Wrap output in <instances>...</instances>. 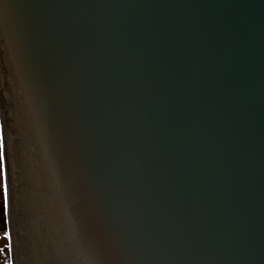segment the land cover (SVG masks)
<instances>
[{"label": "water", "instance_id": "water-1", "mask_svg": "<svg viewBox=\"0 0 264 264\" xmlns=\"http://www.w3.org/2000/svg\"><path fill=\"white\" fill-rule=\"evenodd\" d=\"M13 264H264V0H0Z\"/></svg>", "mask_w": 264, "mask_h": 264}, {"label": "rangeland", "instance_id": "rangeland-1", "mask_svg": "<svg viewBox=\"0 0 264 264\" xmlns=\"http://www.w3.org/2000/svg\"><path fill=\"white\" fill-rule=\"evenodd\" d=\"M0 137H2L0 128ZM5 206V181L2 161H0V204ZM6 211V206H5ZM4 211V213H5ZM11 255V243L8 229L7 216L2 215L0 209V264H13Z\"/></svg>", "mask_w": 264, "mask_h": 264}, {"label": "snow or ice", "instance_id": "snow-or-ice-1", "mask_svg": "<svg viewBox=\"0 0 264 264\" xmlns=\"http://www.w3.org/2000/svg\"><path fill=\"white\" fill-rule=\"evenodd\" d=\"M4 143H3V138L0 137V161L4 159ZM5 206L7 207V187L5 186Z\"/></svg>", "mask_w": 264, "mask_h": 264}, {"label": "trees", "instance_id": "trees-1", "mask_svg": "<svg viewBox=\"0 0 264 264\" xmlns=\"http://www.w3.org/2000/svg\"><path fill=\"white\" fill-rule=\"evenodd\" d=\"M0 209H1V212H2V215H6V211H5V206H4V204H0ZM4 211H5V213H4Z\"/></svg>", "mask_w": 264, "mask_h": 264}]
</instances>
